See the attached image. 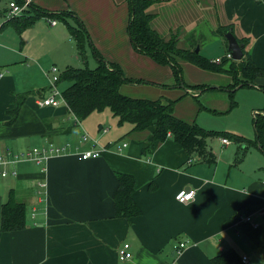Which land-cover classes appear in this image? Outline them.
<instances>
[{"label": "crops", "instance_id": "1", "mask_svg": "<svg viewBox=\"0 0 264 264\" xmlns=\"http://www.w3.org/2000/svg\"><path fill=\"white\" fill-rule=\"evenodd\" d=\"M10 1L14 0H0V152L49 143L64 145L67 151L51 155L45 170L34 161H19L7 167L15 169V175L0 176V209L14 188L27 213L23 228L0 231V264H214L212 258L228 249L240 258L247 256L246 264H264V157L246 167L245 155L236 161L241 153L236 148L229 149L227 156L219 154V161L215 155V162L209 164L196 154L189 156L171 138L144 154L141 147L150 139L152 127L133 131L128 122L118 125L107 109L78 119L64 102L38 104L48 95L52 62L64 69L81 59L66 25L56 18H36L20 33L5 24ZM29 2L50 12L68 10L78 16L91 47L118 64L126 77L142 81L129 85L150 84L159 96L158 83L171 80L170 65L132 47L126 0ZM160 9L169 14L167 18H162ZM147 10L153 14L152 27L165 39L175 28L178 44L184 41L180 47H189L187 37L192 34L200 51L215 47L223 49L222 56L228 52L227 43L214 29L231 24L236 38L247 39L251 60L264 67V0H155ZM91 47L85 52L86 63L90 53L95 58ZM214 57L220 56L208 58ZM194 78L189 83L199 84ZM259 85L264 86V77L247 87L258 92V103L249 104L252 116L261 108L259 98L264 101ZM22 93L26 99L8 123L7 110ZM122 142L127 145L118 149ZM91 147L103 150L96 158H78L79 151ZM232 164L238 169L231 171ZM118 172L135 179L132 198L140 212L131 218L114 215ZM188 188L195 190L193 199L177 201L176 193ZM124 242L129 243L131 257L120 260L117 250ZM178 242L184 246L176 252Z\"/></svg>", "mask_w": 264, "mask_h": 264}, {"label": "trees", "instance_id": "2", "mask_svg": "<svg viewBox=\"0 0 264 264\" xmlns=\"http://www.w3.org/2000/svg\"><path fill=\"white\" fill-rule=\"evenodd\" d=\"M22 4L24 0H14ZM129 8L127 33L132 47L143 54L150 56L160 64H168L172 69L173 77L181 80L185 92L198 89L200 92L210 86L205 84H187L180 75L182 67L180 59L207 71L225 72L230 75L231 82L225 86L229 89L230 106L235 105L234 88L251 87L257 77H264V67L257 66L247 53V39L236 38L243 43V55L241 59L234 60L220 58L218 63L202 55L200 50L194 51L196 41L192 40V34L187 37L189 47L177 46L178 35L171 34L165 39L151 25L153 14L148 12V7L155 0H126ZM41 16L53 17L63 22L75 42L78 56L82 66H67L62 69L58 76L57 84H64L61 89L62 97L70 112L76 118L83 119L92 112L104 110L110 111L118 125L125 122L131 124V130L141 132L152 127L149 140L143 142L142 153L148 154L155 145L166 138H171L181 145L189 156L196 154L197 158L209 164L215 162V154L207 145L209 137H225L239 144L238 148L243 149L236 156L240 161L244 156L247 143H251L264 155V103L257 113L252 116L254 138L246 139L242 135L228 131H216L205 129L195 120L187 121L174 115V104L176 99L162 101L161 98H137L120 92L123 83L142 82L140 79L126 77L118 64L105 60L98 51L91 47V40L83 22L78 16L73 17L68 10L50 12L45 9L34 7L30 2L19 16L8 17L5 24L12 25L20 33L31 25L36 18ZM70 19L72 21H70ZM231 27V24H219L214 29L227 43L223 34ZM91 47V52L96 58V66L90 68L86 65L85 52ZM228 51V50H227ZM162 85V84H161ZM264 90V86L259 85ZM26 94L17 96L16 104L7 110L10 114L8 123L12 122L19 113L20 105L26 99ZM197 95L195 94L194 97ZM242 143L245 146L241 147ZM118 184L113 193L114 215L117 217L131 218L137 215L140 210L132 198L135 187V179L132 174L118 172L116 174ZM26 206L18 199L16 190L11 188L5 202L0 209V231L18 230L26 224ZM214 264H241V258L234 249H228L212 258Z\"/></svg>", "mask_w": 264, "mask_h": 264}, {"label": "rangeland", "instance_id": "3", "mask_svg": "<svg viewBox=\"0 0 264 264\" xmlns=\"http://www.w3.org/2000/svg\"><path fill=\"white\" fill-rule=\"evenodd\" d=\"M6 1L7 0H5V2ZM211 6L213 7V5ZM160 12L162 18L163 16L167 18V16L169 15L166 14V11L163 9H160ZM204 14L205 11L203 12V15ZM2 18V21L6 19L4 17ZM201 20L202 19L199 18L198 22L201 23ZM210 20L211 19L208 18V21ZM8 32L11 36L14 34L13 30L12 32ZM176 32L177 31H175V28H173L170 32V35L176 34ZM215 34L217 33L215 32ZM177 35L178 34H176V36ZM207 37L208 36H206V38ZM181 42L180 44H178L177 41V46H181L184 43L183 40ZM200 53L204 56L206 55V57L219 55V58H221L223 54V49L220 50L215 47L206 48L201 49ZM90 54L86 65L90 68H93L96 66V61L95 58ZM215 58L217 57H214V59ZM52 63H54L53 66L56 68L53 74L59 76L62 72V67L61 65H59L60 63L56 61H53ZM82 65L83 63H81V61L80 63L79 61H76L74 64V66ZM181 65L183 68L181 70L180 75L184 82L190 84L189 82H192L191 78L195 77L194 79H198L196 82H199V84L202 83L208 85L210 86V88H205L201 92L198 89H192L190 92L187 93L185 92V88L182 86L183 84L181 80L177 81L172 76L171 80L158 83L159 87H161L162 89L160 92L161 95L159 96L157 94L158 92H155L153 88H150L152 87V85L150 84H148L149 86L145 84L141 88H138L139 86L135 84L129 85V83H123L120 86V92L122 94L137 98H161L162 101H166L168 99H176V104H174V115L181 116L183 117V119L185 118V120L188 121L195 120L200 126L205 129L216 131H228L231 133L242 135L246 139L252 140L254 138V129L252 124V111H250L249 104L258 103V92H253L254 90H249V88H247L246 86L239 87L240 84L236 85L234 88L231 89L233 90L237 88L234 93V100L236 103L232 107L230 106L231 102L229 98V89L225 88V86H227L231 82V77L229 74L225 72L219 73L202 70L196 66H193L192 64H187L189 65L187 67L184 66L183 63H181ZM64 86V84H59V89L61 90ZM193 94H197V96L194 97ZM259 102H261L260 104H263L264 101L263 99L259 98ZM260 104L258 106L261 107ZM107 113L110 115L109 111ZM246 143L248 149L244 151L245 162H243V165L249 167L250 164L256 162L257 159H262L264 155L260 152L258 148L254 147L251 143ZM207 145L217 156V161H219V154L222 153L223 156H227L229 149H233L234 151L236 150V148H238L237 144L234 142H230L228 145L221 144L216 136L207 138ZM239 150L242 151L243 149L238 148V153ZM221 165L224 164L221 162ZM229 167H231V171L232 169H238L236 167V164H232Z\"/></svg>", "mask_w": 264, "mask_h": 264}, {"label": "built area", "instance_id": "4", "mask_svg": "<svg viewBox=\"0 0 264 264\" xmlns=\"http://www.w3.org/2000/svg\"><path fill=\"white\" fill-rule=\"evenodd\" d=\"M28 4V0H24L22 4H18L15 1H10L8 4V11H7V17H15L19 16L25 7ZM52 24H55V20H50ZM226 58H231L230 53L227 52L225 54ZM214 62L218 63L220 61V58L217 57L215 59H212ZM55 67L52 66L51 70L52 72H55ZM1 75V74H0ZM58 76L55 74H52L49 80L50 83V89L48 92L47 97L44 99H41L38 101V104L40 105H56L60 102H64V99L61 94V90L58 87L57 84ZM257 113V111L254 112V114ZM107 129H103V131H106ZM88 138V134L84 131L82 135V139L86 140ZM220 141L222 144H228L229 140L225 137H221ZM95 142V141H94ZM127 145L126 142H122L119 146L118 149H122ZM103 150L102 147L100 148H95L91 147L89 149L79 151L77 153L79 159H89V158H96L101 154V151ZM67 151L66 146H54L53 144L49 143L47 145H36V146H31L29 149L25 150H17L14 151L12 149H5L4 151L0 152V176L4 177L7 176L8 174L15 175L16 170L13 169L9 171L7 167L9 165H13L19 161H34L35 163L39 164L41 166V170L46 169V162L47 159L53 155V154H58V153H65ZM191 159H188V162H190ZM37 185L40 187L43 186V183L38 181ZM195 194L194 189H181L179 190L175 198L179 202H186L191 199H193ZM249 216H245V220H249ZM184 246V242H178L177 244L174 245V251L179 252ZM118 253V258L120 260H125L131 257V251H130V246L129 243L124 242L117 250ZM241 262L246 264L248 262V257L247 256H242L241 257Z\"/></svg>", "mask_w": 264, "mask_h": 264}, {"label": "water", "instance_id": "5", "mask_svg": "<svg viewBox=\"0 0 264 264\" xmlns=\"http://www.w3.org/2000/svg\"><path fill=\"white\" fill-rule=\"evenodd\" d=\"M227 41V50L230 53V56L234 60L241 59L243 55L242 46L243 43L239 42L234 33L232 32V28L229 27L228 30L223 34ZM199 50V45L196 44L194 51L197 52ZM183 86V85H182Z\"/></svg>", "mask_w": 264, "mask_h": 264}]
</instances>
